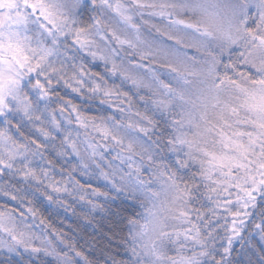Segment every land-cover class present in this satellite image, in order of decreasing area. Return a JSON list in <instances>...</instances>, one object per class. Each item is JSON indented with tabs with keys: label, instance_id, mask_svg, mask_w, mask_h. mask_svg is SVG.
<instances>
[{
	"label": "snow or ice",
	"instance_id": "6c2138e0",
	"mask_svg": "<svg viewBox=\"0 0 264 264\" xmlns=\"http://www.w3.org/2000/svg\"><path fill=\"white\" fill-rule=\"evenodd\" d=\"M0 264H264V0H0Z\"/></svg>",
	"mask_w": 264,
	"mask_h": 264
},
{
	"label": "trees",
	"instance_id": "16d2710c",
	"mask_svg": "<svg viewBox=\"0 0 264 264\" xmlns=\"http://www.w3.org/2000/svg\"><path fill=\"white\" fill-rule=\"evenodd\" d=\"M60 219H64V217L61 216ZM72 220H74V218L69 215L68 220H65V230H67V224L69 223V221H72ZM55 222L57 224L59 223V221H55ZM88 231L90 232L91 230H88ZM87 238H88L87 235H85V239H87Z\"/></svg>",
	"mask_w": 264,
	"mask_h": 264
}]
</instances>
